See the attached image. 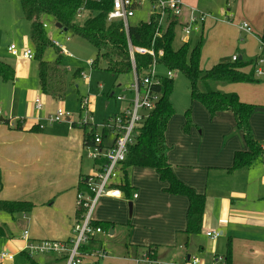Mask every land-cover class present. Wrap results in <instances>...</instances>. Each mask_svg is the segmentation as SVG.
Instances as JSON below:
<instances>
[{"label":"crops","instance_id":"0c3cea01","mask_svg":"<svg viewBox=\"0 0 264 264\" xmlns=\"http://www.w3.org/2000/svg\"><path fill=\"white\" fill-rule=\"evenodd\" d=\"M221 3L225 5L222 13L219 11ZM191 9L209 14L200 32L192 33L199 35L198 38L202 39L204 34L209 37L212 34L225 35L232 28L240 34L242 51L249 59L245 61H252L260 53L264 0H183V12L176 23L180 33V25L187 20ZM216 11L222 16L216 15ZM83 14L88 17L83 10L77 18ZM241 21L248 23L251 34L239 29ZM55 29L54 34H62ZM181 34L182 44L191 43L190 35L183 38ZM65 40L68 41L67 37ZM237 57L243 60L242 55ZM219 61H231V57L225 56V60L220 58ZM244 71L248 73L250 66ZM16 76H19L18 68ZM27 79L29 77H14L9 82L0 81V200L31 204L29 210H0V239L4 241V252H12L11 261L0 259V264H13L15 254L22 256L27 264V255L23 251L27 241H70L72 227L81 215L77 208L80 179L98 170L84 146V129L79 123L81 115H71L70 121L50 123L47 120L49 115L58 107L64 109L65 98L59 100L42 93L38 77V88L29 93L25 90L26 82H22ZM219 89L236 93L241 102L255 105L249 123L252 136L263 154L249 166L230 170L234 154L247 150L242 132L230 112L211 118L213 120L205 124L199 134L195 133L194 126L188 131L183 130L184 134L181 133L178 140L168 146V163L177 180L204 195L201 229L199 233L185 235L187 197L168 192L167 182L161 181L153 169L137 167L142 168L140 174L154 171L152 187L133 178L125 181L131 190L145 196L143 203L148 206L153 200L161 201L153 207L161 212L156 218L159 221L152 225L135 223V211L140 208L142 200L139 193L134 198L136 192L132 194L131 191L129 196L124 191L120 197L101 196L92 214L93 220L110 224L109 235L115 233L117 219L125 220L132 235L138 229L145 232L142 240L137 242L143 246L131 244L130 237L129 242L126 241L131 249L125 248L128 256L125 262L136 264L134 258L151 246L155 256L164 262H181L196 257L201 264H206V258L212 257L211 264H214V259L226 257L230 245L231 264H264V80L232 83ZM39 92L43 105L41 110H35L33 102L36 97H32ZM110 96L115 98L116 95L111 93ZM106 139L107 135L103 137L104 145L109 144ZM120 173L113 184L122 182ZM156 178L160 183H156ZM125 203H131L129 215L133 208V223L126 220ZM24 231L28 232V240L22 238ZM208 231H217L219 236L210 239L206 235ZM101 233L95 236L100 238ZM28 258L36 264H64L59 255L37 254ZM85 260L89 264L88 259Z\"/></svg>","mask_w":264,"mask_h":264},{"label":"trees","instance_id":"16d2710c","mask_svg":"<svg viewBox=\"0 0 264 264\" xmlns=\"http://www.w3.org/2000/svg\"><path fill=\"white\" fill-rule=\"evenodd\" d=\"M17 1L21 6L23 18L29 23V38L34 46L33 59L37 62V74L42 93L63 100L67 86L73 81L68 68L62 62L60 50L53 45L48 34L47 25L50 22L54 26L56 24L61 26L58 32L78 35L96 49V57L92 59V69L99 68L102 63L104 70L110 73L113 78L132 73L139 81L146 74L152 57L148 54L136 53L134 65H132L127 50L129 41L136 47L152 48L158 64L172 72H181L189 82L191 101L202 105L210 118H214L222 112L232 114L237 128L242 132L247 150L234 154L231 171L249 166L254 159L263 154L261 147L252 136L249 123L256 108L255 105L241 102L236 93L223 92L219 89L220 86L232 83L260 81L254 79L253 76V64L256 57L250 62L237 57L235 61L219 62L208 70H202L199 66L202 40L199 39L194 43L185 42L178 49H174L172 47L176 25L174 22L163 30L159 29V35H156L157 20L155 18H151L150 23L141 22L134 26L129 25L127 30L123 28V24L119 20L108 22L107 13L111 9L112 0H93L85 3L83 0ZM81 9L88 13V17L83 24L77 25L75 18L80 15ZM67 39L69 40V37ZM259 40L264 42V25ZM49 47L56 50L54 63H48L42 59V54ZM160 50L162 55L158 56L157 53ZM247 65L250 66L248 73L244 71ZM81 72L83 70H79V76ZM13 79L14 69L12 66L0 60V81L9 82ZM171 82L172 78H162L161 85L154 88L160 92V99L156 107L149 111L147 117L140 123L137 128V136L128 145L125 160L119 167V173L120 170L122 172V182L112 184L111 187L120 190V192L124 191L129 196L131 189L125 181L127 169L131 167L153 169L161 181L167 182L166 190L168 192L187 197L188 208L184 233L188 236L199 233L201 229L205 197L177 180L168 163L169 147L165 141V131L174 115V110L168 99ZM125 90L129 91V88L125 87L120 94H124ZM185 117L184 131H188L193 125L188 112ZM81 127L84 129V146L87 148L91 144L92 136L98 132L95 127L92 128L86 124ZM86 130L88 131L86 132ZM105 133L102 131L101 136H106ZM101 163V160L94 161L96 166ZM98 170L100 169L98 168ZM84 178L80 179L78 191L86 189ZM30 208L31 204L25 201L0 200V210L17 212ZM79 212L81 214L82 210L79 209ZM91 223L94 228H100L101 232L108 233L110 225L108 222L92 220ZM99 248H102V240L94 235L80 249L83 252L91 253ZM125 248L131 249L128 244L125 245ZM143 252L156 257L154 247L148 246ZM28 257L27 264H36L33 259ZM60 258L64 261L63 256ZM224 260L226 264H231L230 245H228Z\"/></svg>","mask_w":264,"mask_h":264},{"label":"rangeland","instance_id":"374dc122","mask_svg":"<svg viewBox=\"0 0 264 264\" xmlns=\"http://www.w3.org/2000/svg\"><path fill=\"white\" fill-rule=\"evenodd\" d=\"M224 7V3H221V8L220 10L218 9L220 13L225 10ZM219 11L215 12L216 15L222 16ZM149 17V4L148 2H145L141 8L135 10L134 16L128 19V23L130 26H134L141 22H147ZM86 19V15L83 14L79 18H75V23L77 25H81ZM48 23L49 21L47 24ZM178 27L179 25H176L174 30L175 35L172 42V47L174 49H178L182 45L180 40L182 32L180 33ZM47 28L51 40L59 42L64 50L73 56L69 57L65 54L62 55V62L68 68L71 80H73L72 83L67 86L65 92V111L75 117L78 114L81 115L79 122L87 120L89 117L87 114L91 113L92 123L97 126L103 125L108 117L118 113L128 104L127 102H117L115 98L110 96V94L114 93V95H118L119 93H122V90L125 87L129 88V86L134 82L133 74L130 73L113 78L110 73L104 70V65L102 63H100L99 68L90 69L87 62L95 59L96 49L88 41L78 35H71L69 32L54 34L56 29L52 22L47 25ZM66 37H69L68 41L65 40ZM198 37L200 36L197 34H190L191 43L197 41ZM199 39L200 38H198V40ZM201 40L203 45L199 66L202 70H208L217 63L224 62L219 60L220 58L225 60V56L231 57L236 54L242 55L243 61L249 60L248 56L242 51L240 34L235 33V30L232 28L227 30L225 35L221 36L212 34L209 37L204 34ZM11 43H13L19 51L23 49H30L34 51L33 43L29 38V23L23 18L19 2L17 0H0V60L13 67L15 71L14 77H29V79L25 81L22 80V82H26L25 90L30 93L32 90L38 88V81L36 79V77H38L37 62L35 59L27 61L21 59L20 57L12 56L7 51V47ZM55 51L56 50L53 47H49L42 54V59L48 63H54L56 59ZM16 68L19 70V76H16ZM245 69H249V65H247ZM79 70H83L90 74L89 83L79 76ZM157 73L160 76H165L167 69L159 64L157 66ZM172 75L173 77L168 99L174 110V115L172 116L171 122L166 131V141L169 147H171L172 144L178 140L181 133L184 134L183 130L186 120L185 114L187 112L189 113L192 125L196 127L194 130L196 134L202 132L205 124L213 120L208 116L202 105L191 101L190 85L187 78L179 71H173ZM125 95L127 99L131 98V93L126 92ZM34 97L39 98L42 103L43 97L40 92L37 95H33L32 99ZM80 97H82V99H84L87 103L86 112L84 109H81V101L79 100ZM96 131H101L100 127H96ZM112 140L113 136L109 133L107 135L106 142L110 143ZM141 169L142 168L137 167L128 168L127 179L133 178L135 180H140L144 184L152 187L153 183H151V179H155L153 174L154 171L152 172V170H147L144 174H140L142 171ZM120 174H122V172ZM116 179H119V177ZM155 181L157 184L160 183L158 179ZM134 192H136V194L139 193L142 203L140 208L135 211V218L133 215V208L130 216L127 205L128 203L124 204L126 220L132 222L134 218L135 223L140 225H152L153 223L158 222L159 219L156 218L161 212L153 207L161 201L153 200L148 206L147 203H143L145 196L140 194L139 191L137 193L136 190H131L132 194ZM115 222L116 231L113 235L102 232L99 236L102 240V248L106 252L107 256L99 259L96 264H132L131 262H125L128 258L125 245L126 241L129 242V237L131 244L143 246L141 245L142 243H137L139 242L138 240H142L143 234H145L142 229H138L136 234L133 233L132 235L131 227L129 228L126 225L125 220L117 219ZM3 246L4 241L0 239V254L4 252ZM6 253L10 255L12 254L11 250ZM15 259L16 260L13 264H26L24 258L20 255L15 254ZM212 260V257L206 258V264H211ZM83 264H87L86 260H84Z\"/></svg>","mask_w":264,"mask_h":264},{"label":"built area","instance_id":"2783aa9c","mask_svg":"<svg viewBox=\"0 0 264 264\" xmlns=\"http://www.w3.org/2000/svg\"><path fill=\"white\" fill-rule=\"evenodd\" d=\"M84 3L93 0H83ZM148 2L149 4V20L151 18L157 20L156 35H159V29H165L170 23H177L183 12V0H112V6L107 13V21L119 20L123 24L125 30L128 29V19L134 16L136 9L141 8L142 5ZM83 9V8H82ZM81 9V11H82ZM79 16V15H78ZM209 16L205 11L198 9H191L188 18L180 27L183 33V38H187L194 32H200L203 23ZM239 29L245 33H252L251 27L247 22L241 21ZM53 45L57 47L61 53L68 54L64 48L55 40ZM260 53L256 56L253 64V76L256 80H264V42L259 40ZM8 52L14 57H20L27 60L33 59V51L30 49L18 50L14 44L7 47ZM128 55L132 65H134V55L148 54L152 57V62L149 65L146 74L137 80L134 74V82L130 85L129 91L125 90L124 94H118L115 99L119 102H127L126 107L122 108L118 113L108 117L105 123L97 126L92 123L91 113H88V119L79 122L80 125H89L92 128L100 127L101 131L94 134L91 138V144L87 146L86 150L88 156L93 161L101 160L102 163L97 165L100 170L94 174L88 175L84 178L85 190L77 193V208L82 210L80 217L76 220L72 227L73 238L66 241L58 240H38L34 242L27 241L23 251L27 256L33 255H55L63 256L64 264H82L85 259H88L89 264H96L97 261L104 256L106 252L103 248L94 250L91 253L83 252L80 248L86 244L91 236L101 233L100 228H94L91 221L92 214L98 199L101 196L120 197L121 192L114 189L111 185L119 175V167L125 160L128 145L132 143L138 134V126L147 117V113L153 110L159 99L160 92L154 88L161 85L162 78L170 79L173 77L172 71L167 70L165 76H160L157 73V66L159 65L155 52L152 48L136 47L127 42ZM158 56L162 55V51H158ZM237 60V55L231 56V61ZM92 60L88 61V66L91 68ZM81 78L89 82V74L84 71L80 74ZM126 91L131 93V98L127 99ZM35 110L42 109V103L39 98L34 99ZM81 109L87 111V103L81 99ZM71 114L65 111L62 107H58L48 117L50 123H58L63 121H70ZM105 131L106 135L109 133L113 136L112 142L107 145L103 144V137L101 132ZM105 137V136H104ZM136 198L137 194H133ZM207 237L216 239L219 236L217 231L206 232ZM22 238L28 240V232L22 233ZM1 260L11 261L12 255L2 252L0 254ZM136 264H201L196 257H190L181 262H164L157 257H153L147 252H142L138 257L134 258ZM214 264H226L223 257L214 259Z\"/></svg>","mask_w":264,"mask_h":264},{"label":"water","instance_id":"95a60500","mask_svg":"<svg viewBox=\"0 0 264 264\" xmlns=\"http://www.w3.org/2000/svg\"><path fill=\"white\" fill-rule=\"evenodd\" d=\"M55 27H56L57 29H59V30L61 29V26L58 25V24H56ZM128 206H129V211H131V203H129Z\"/></svg>","mask_w":264,"mask_h":264}]
</instances>
